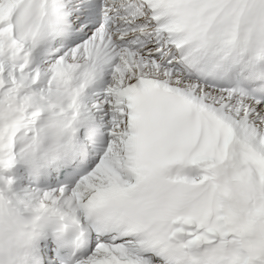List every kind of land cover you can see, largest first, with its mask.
Masks as SVG:
<instances>
[{
  "label": "snow or ice",
  "instance_id": "1",
  "mask_svg": "<svg viewBox=\"0 0 264 264\" xmlns=\"http://www.w3.org/2000/svg\"><path fill=\"white\" fill-rule=\"evenodd\" d=\"M0 264H264V0H0Z\"/></svg>",
  "mask_w": 264,
  "mask_h": 264
}]
</instances>
